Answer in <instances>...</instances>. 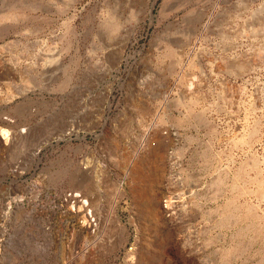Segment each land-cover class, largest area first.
<instances>
[{"label": "rangeland", "instance_id": "obj_1", "mask_svg": "<svg viewBox=\"0 0 264 264\" xmlns=\"http://www.w3.org/2000/svg\"><path fill=\"white\" fill-rule=\"evenodd\" d=\"M0 236V264H264V0H0Z\"/></svg>", "mask_w": 264, "mask_h": 264}, {"label": "bare ground", "instance_id": "obj_2", "mask_svg": "<svg viewBox=\"0 0 264 264\" xmlns=\"http://www.w3.org/2000/svg\"><path fill=\"white\" fill-rule=\"evenodd\" d=\"M69 131H72V130H69ZM65 132V133H61L60 135L58 134V136L57 137H55V138H53V139H51V141L52 140H56V141H59V140H63V139H65L69 134H70V132ZM50 143V142H49ZM151 147V146H150ZM151 149L153 150V148L151 147ZM155 158H157V154H156V152L155 151H152V154H151V156H150V159H149V161H148V164H149V167H148V165H145L144 163H143V165H142V167L141 166H137L136 167V170L134 171V175H135V177H136V181L140 184H145V186H149L150 185V183H151V176H152V173H154L155 172V166H154V161H155ZM148 160V159H147ZM145 162V161H144ZM147 163V162H146ZM151 169L152 170V173H147L146 174V172L144 171L145 169L146 170H148V169ZM151 170H150V172H151ZM154 170V171H153ZM144 191H146V190H144ZM140 195V194H139ZM146 195H147V193H146ZM149 195V194H148ZM144 197V196H143ZM152 214V213H151ZM95 222L97 221V223L95 224V226L97 227L98 226V224L100 223V221L99 220H94ZM99 221V222H98ZM100 225V224H99ZM99 227V226H98ZM3 236H0V238H2ZM2 243H3V241L0 239V248H1V245H2Z\"/></svg>", "mask_w": 264, "mask_h": 264}]
</instances>
